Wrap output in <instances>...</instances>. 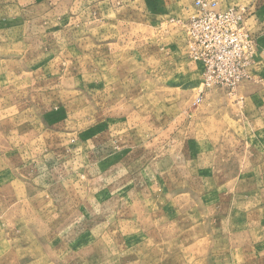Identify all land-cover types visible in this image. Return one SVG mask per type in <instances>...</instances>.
I'll return each mask as SVG.
<instances>
[{"label":"rangeland","instance_id":"obj_1","mask_svg":"<svg viewBox=\"0 0 264 264\" xmlns=\"http://www.w3.org/2000/svg\"><path fill=\"white\" fill-rule=\"evenodd\" d=\"M193 2L0 0V264H264V50L202 86Z\"/></svg>","mask_w":264,"mask_h":264},{"label":"built area","instance_id":"obj_2","mask_svg":"<svg viewBox=\"0 0 264 264\" xmlns=\"http://www.w3.org/2000/svg\"><path fill=\"white\" fill-rule=\"evenodd\" d=\"M190 11L187 35L203 65L202 86L240 85L263 51L246 23L250 8L229 0H194Z\"/></svg>","mask_w":264,"mask_h":264},{"label":"crops","instance_id":"obj_3","mask_svg":"<svg viewBox=\"0 0 264 264\" xmlns=\"http://www.w3.org/2000/svg\"><path fill=\"white\" fill-rule=\"evenodd\" d=\"M246 1L253 3L251 0H229V3L240 5L241 2L244 3ZM246 23L249 30L252 31L254 36L258 39L261 48L264 50V2L263 4H259L256 0L251 7L250 15L248 16Z\"/></svg>","mask_w":264,"mask_h":264}]
</instances>
